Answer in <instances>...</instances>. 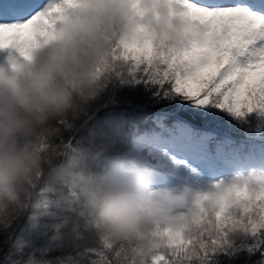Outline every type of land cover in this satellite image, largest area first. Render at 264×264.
<instances>
[{"label":"clouds","instance_id":"1","mask_svg":"<svg viewBox=\"0 0 264 264\" xmlns=\"http://www.w3.org/2000/svg\"><path fill=\"white\" fill-rule=\"evenodd\" d=\"M154 8L145 0H78L27 57H8L0 66V231L51 207L57 213L51 248L90 262L91 253L102 252L97 264H109L108 256L112 264H151L166 250L165 229L193 240L211 232L183 195L155 186L136 133L86 146L84 133L124 87L119 41L134 21L169 31ZM121 144L126 151L114 152ZM203 207L216 216L212 200ZM228 233L240 239L242 225L232 223ZM25 264L41 262L29 256Z\"/></svg>","mask_w":264,"mask_h":264},{"label":"snow or ice","instance_id":"2","mask_svg":"<svg viewBox=\"0 0 264 264\" xmlns=\"http://www.w3.org/2000/svg\"><path fill=\"white\" fill-rule=\"evenodd\" d=\"M77 2L0 0V51L27 57ZM145 3L155 6L157 20L163 12L169 31L134 21L117 49L126 61L121 91L142 90L162 108L151 114L148 128L130 118V132L139 136L137 150L147 154L161 193L183 195L198 221L211 225L195 240L165 229L166 250L151 264H264V0ZM127 107L133 108L131 101ZM220 121L244 137L211 131ZM209 199L215 217L204 210ZM229 201L235 207L228 208ZM236 222L243 228L240 239L228 233ZM102 255L91 253L86 264H97ZM107 260L112 264L111 256ZM43 264L74 262L68 257Z\"/></svg>","mask_w":264,"mask_h":264},{"label":"trees","instance_id":"3","mask_svg":"<svg viewBox=\"0 0 264 264\" xmlns=\"http://www.w3.org/2000/svg\"><path fill=\"white\" fill-rule=\"evenodd\" d=\"M131 101L133 108L127 107ZM139 106V107H137ZM162 106L153 105L146 99L142 90L130 93L127 90L119 92L116 102L104 107L96 116L84 135L86 136V146L95 149L103 143L106 137L123 135L130 132L129 119H136L140 128L151 127V114L161 110ZM211 131L221 135L227 134L234 139H242L244 133L225 121H220L218 125L210 128ZM126 149L123 145H118L114 152H123ZM57 218V213L49 207L44 215H26L12 225L8 233L0 231V264H25L29 256L36 261L45 260L57 261L66 260L72 257L74 264H86V259L77 257L66 249L53 250L49 244V238L53 233V224ZM25 230L26 235L31 234V245L26 247L17 255L11 253L13 244L17 243V236ZM10 237V238H9ZM14 253V252H13Z\"/></svg>","mask_w":264,"mask_h":264},{"label":"rangeland","instance_id":"4","mask_svg":"<svg viewBox=\"0 0 264 264\" xmlns=\"http://www.w3.org/2000/svg\"><path fill=\"white\" fill-rule=\"evenodd\" d=\"M18 54L14 53L13 51L10 50H4V51H0V66H4V61L6 58L8 57H15ZM22 234H19L17 236V243L13 244L12 246V254L17 255L18 253L22 252L26 247H30L32 239H31V234L30 235H26L25 234V230L22 231ZM14 252V253H13Z\"/></svg>","mask_w":264,"mask_h":264}]
</instances>
